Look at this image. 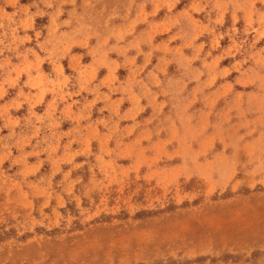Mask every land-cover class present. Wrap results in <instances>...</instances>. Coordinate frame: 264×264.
Listing matches in <instances>:
<instances>
[{
	"label": "rangeland",
	"instance_id": "1",
	"mask_svg": "<svg viewBox=\"0 0 264 264\" xmlns=\"http://www.w3.org/2000/svg\"><path fill=\"white\" fill-rule=\"evenodd\" d=\"M0 264H264V0H0Z\"/></svg>",
	"mask_w": 264,
	"mask_h": 264
}]
</instances>
